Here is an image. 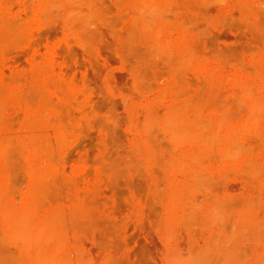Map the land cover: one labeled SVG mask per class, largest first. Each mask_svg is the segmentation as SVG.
I'll use <instances>...</instances> for the list:
<instances>
[{
    "label": "rangeland",
    "instance_id": "1",
    "mask_svg": "<svg viewBox=\"0 0 264 264\" xmlns=\"http://www.w3.org/2000/svg\"><path fill=\"white\" fill-rule=\"evenodd\" d=\"M0 264H264V0H0Z\"/></svg>",
    "mask_w": 264,
    "mask_h": 264
}]
</instances>
